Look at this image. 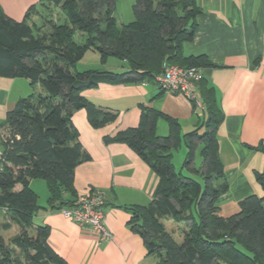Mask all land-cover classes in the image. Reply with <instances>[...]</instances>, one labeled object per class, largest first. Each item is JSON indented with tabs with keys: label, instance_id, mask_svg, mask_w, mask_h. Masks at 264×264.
Returning a JSON list of instances; mask_svg holds the SVG:
<instances>
[{
	"label": "trees",
	"instance_id": "1",
	"mask_svg": "<svg viewBox=\"0 0 264 264\" xmlns=\"http://www.w3.org/2000/svg\"><path fill=\"white\" fill-rule=\"evenodd\" d=\"M116 1L42 0V11L31 5L19 20L0 8V76L25 78L33 87L1 124L0 228L16 225L19 231L7 239L0 234V264H68L49 245L48 227L34 225L33 218L39 210L70 207L76 199L73 170L89 155L72 113L84 109L94 127L116 118L90 102L85 90L105 81H155L168 64L204 71L215 66L205 54L183 53L200 12L195 0H134L133 18L126 23L113 14ZM88 50L101 63L108 56L124 61L125 70H77ZM205 79L206 74L198 88L206 116L192 131L181 136L175 119L141 104L136 127L106 138L126 143L157 177L150 203L127 207L128 223L156 255V264H264V195H249L237 212L219 214L218 198L227 188L216 136L222 113ZM160 118L168 124L164 136L156 132ZM182 139L187 149L176 170L172 157ZM255 176L264 191V173ZM31 179L45 182L46 206L38 203ZM165 218L181 225L177 238Z\"/></svg>",
	"mask_w": 264,
	"mask_h": 264
},
{
	"label": "crops",
	"instance_id": "2",
	"mask_svg": "<svg viewBox=\"0 0 264 264\" xmlns=\"http://www.w3.org/2000/svg\"><path fill=\"white\" fill-rule=\"evenodd\" d=\"M41 1L0 0V8L8 17L19 20L31 5L42 11ZM195 4L200 12L195 18L192 38L183 43V53L205 54L215 64L204 71V82L213 90L222 113L216 136L227 188L218 204L219 214L228 216L238 211L241 199L264 195L255 176L264 173V0H195ZM35 21H39L38 16ZM83 58L77 62V70L94 69H79ZM92 61L101 63L99 56H92L87 66ZM106 63L107 59L102 64ZM117 68L125 70L124 61L119 60ZM32 90L25 78L0 76V129L16 101ZM83 95L96 106L116 114L112 122L98 127L89 123L84 109L75 110L71 116L78 140L89 155L88 160L75 166L73 187L76 195L89 189L102 192L103 222L111 238L98 242L87 230L65 218L60 209L39 210L33 224L48 227L49 245L68 264H156V255L148 253L142 236L131 229L127 207L148 205L157 177L126 143L106 138L136 127L141 104L175 119L182 136L205 118L204 105L202 110L196 108L183 94L160 90L154 80L99 82ZM156 132L168 134L164 119L157 120ZM34 181L31 179L29 185L38 197L42 196V203H38L46 206L45 182H37L39 195ZM169 230L174 232L173 228Z\"/></svg>",
	"mask_w": 264,
	"mask_h": 264
},
{
	"label": "built area",
	"instance_id": "3",
	"mask_svg": "<svg viewBox=\"0 0 264 264\" xmlns=\"http://www.w3.org/2000/svg\"><path fill=\"white\" fill-rule=\"evenodd\" d=\"M204 77V70L198 66H180L168 64L164 71L156 76L155 82L160 90L168 93H181L191 100L196 108L203 109V101L198 84ZM4 130L0 129V137ZM2 151L0 148V160ZM103 194L96 189L85 190L77 194L70 207L60 209L61 214L74 221L80 228L87 230L98 242L111 238V232L103 222Z\"/></svg>",
	"mask_w": 264,
	"mask_h": 264
},
{
	"label": "rangeland",
	"instance_id": "4",
	"mask_svg": "<svg viewBox=\"0 0 264 264\" xmlns=\"http://www.w3.org/2000/svg\"><path fill=\"white\" fill-rule=\"evenodd\" d=\"M133 1L134 0H117L116 1L115 7L113 9V14L116 17L118 23H126L133 18L132 8H131ZM92 56L98 57L97 53L90 51V50L86 51L84 58L80 61L79 65H78V68L84 69L85 67H93L94 69H112L113 71H121L120 68H117V62L119 61V59H117L113 56H108L106 64H102V63L92 61L91 66H87L90 63ZM119 64L120 63H118V65ZM36 86L37 87H35V89H39L38 85H36ZM203 131H204V128L201 130V132H203ZM186 149H185L184 142L182 140L180 142L179 146L177 147V149L174 151V154L172 157V162L174 163L176 170L181 168ZM196 161H197L196 162L197 164L200 162L198 155L196 156ZM35 180L36 181H34L33 187L36 191H38V194H39L40 188H39L37 182H39L41 184H44V183L41 179H35ZM42 201H43L42 196H39L38 202L42 203ZM1 212H2V210L0 211V213ZM0 222H1V214H0ZM163 222H164V224L168 230L171 228L174 229V235L177 238L179 231L181 229V225L177 224L176 222H174L168 218H165L163 220ZM18 231H19V228L16 225H11L10 228L6 229V230L0 228V234H2L4 236V238H6V239L9 236L13 235L14 233H17Z\"/></svg>",
	"mask_w": 264,
	"mask_h": 264
}]
</instances>
